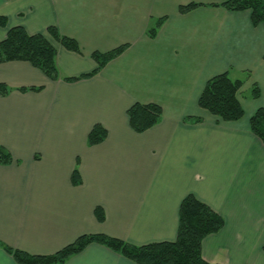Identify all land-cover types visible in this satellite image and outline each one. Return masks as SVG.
Masks as SVG:
<instances>
[{
  "label": "crops",
  "instance_id": "crops-1",
  "mask_svg": "<svg viewBox=\"0 0 264 264\" xmlns=\"http://www.w3.org/2000/svg\"><path fill=\"white\" fill-rule=\"evenodd\" d=\"M226 1L0 0V42L14 27L43 34L60 73L52 81L27 62L0 64V84L11 89L0 94V147L13 157L0 165V242L33 256L54 255L84 235L134 246L174 242L181 204L193 195L225 221L202 242L206 262L264 264V144L250 128L264 109V24L254 25L251 11L220 6ZM190 4L198 7L182 14ZM51 27L80 52L53 39ZM126 45L97 75L64 80L95 71V52ZM225 73L243 82L244 116L235 122L199 106L207 83ZM135 104L159 105L160 123L135 132ZM96 125L107 138L89 146ZM0 264L17 263L0 248ZM65 264L136 263L91 244Z\"/></svg>",
  "mask_w": 264,
  "mask_h": 264
},
{
  "label": "trees",
  "instance_id": "trees-1",
  "mask_svg": "<svg viewBox=\"0 0 264 264\" xmlns=\"http://www.w3.org/2000/svg\"><path fill=\"white\" fill-rule=\"evenodd\" d=\"M10 1V0H7ZM231 12L251 11L254 25L264 24V0H227L220 5ZM197 4L181 6L182 14L197 8ZM162 23L149 30L150 37H155ZM7 20L0 17V26L6 27ZM50 36L61 43L67 50L79 53L77 41L63 36L51 27ZM121 46L107 53L95 52L92 56L97 69L92 73L77 78H64L67 82H78L97 75L109 62L119 57L127 49ZM9 62H27L42 71L50 80L60 79L57 67V51L43 34L30 35L23 27L9 30L7 37L0 42V64ZM243 86L241 80H232L227 73L212 78L206 85L199 106L224 122L239 121L244 116V110L239 102L238 94ZM9 87L0 84V94L10 93ZM28 89H21L27 91ZM39 91L40 88H30ZM254 97L259 96V88L253 90ZM131 128L137 133H144L160 123L163 110L157 104H135L128 110ZM251 132L264 144V109L258 110L250 119ZM107 138V131L100 125L94 126L88 136L89 146L101 144ZM13 157L0 147V165H10ZM73 185L81 184L78 170L72 177ZM99 222L105 220L103 209H96ZM224 219L209 206L199 201L195 196H187L180 208L179 228L174 242H162L143 246H134L119 239L106 235H84L74 243L51 256H33L20 250H15L0 242V248L12 256L17 264H65L70 258L82 253L89 245L99 244L109 250L133 261L136 264H210L202 257V242L209 235L223 229Z\"/></svg>",
  "mask_w": 264,
  "mask_h": 264
}]
</instances>
